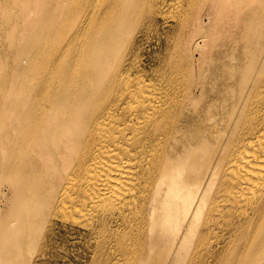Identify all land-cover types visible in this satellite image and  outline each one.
<instances>
[{
  "label": "bare ground",
  "instance_id": "6f19581e",
  "mask_svg": "<svg viewBox=\"0 0 264 264\" xmlns=\"http://www.w3.org/2000/svg\"><path fill=\"white\" fill-rule=\"evenodd\" d=\"M16 3L0 264H26L28 229L69 212L98 264H264V0H203L183 73L138 60L160 0Z\"/></svg>",
  "mask_w": 264,
  "mask_h": 264
},
{
  "label": "rangeland",
  "instance_id": "374dc122",
  "mask_svg": "<svg viewBox=\"0 0 264 264\" xmlns=\"http://www.w3.org/2000/svg\"><path fill=\"white\" fill-rule=\"evenodd\" d=\"M49 1L39 0L41 6L47 2V5H50ZM202 2L203 0H160L164 17L158 18L155 23H148L150 26L147 32L148 37L140 43L141 51L138 54V60L146 66L150 64L160 66L159 59L162 61L161 58L170 55L171 58L165 66L171 67L176 64L183 73L186 63L182 62V56L187 48L188 33L193 28L195 18L199 16L195 12L199 11ZM149 3L151 4L152 0H149ZM90 13V7H85L81 15L87 16ZM27 17L26 3H16V0H9V2L3 0L0 3V78L6 79L7 82L13 79L18 55V46L12 45L15 42L12 36L27 32L25 20ZM178 21L184 22L187 28H176ZM189 48L190 56L198 58L199 52L196 51L194 42L188 46ZM151 74L148 75L155 76ZM78 216L77 213H66L67 218L55 220L49 231L45 225L39 227V224H36L30 227L27 232L28 240L23 245L26 264H98L95 240L87 237L84 230L71 221ZM34 237L35 239L32 240ZM13 254L16 256L15 253Z\"/></svg>",
  "mask_w": 264,
  "mask_h": 264
}]
</instances>
